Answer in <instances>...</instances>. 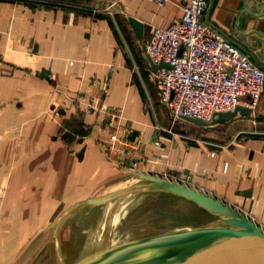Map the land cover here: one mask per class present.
<instances>
[{"label":"crops","instance_id":"1","mask_svg":"<svg viewBox=\"0 0 264 264\" xmlns=\"http://www.w3.org/2000/svg\"><path fill=\"white\" fill-rule=\"evenodd\" d=\"M186 1L0 0V264L32 255L60 217L90 204L82 197L116 189L134 171L219 197L264 229V118L218 121L233 128L212 143L188 141L169 127L172 117L163 125L143 112L140 89L159 101L149 29L177 19ZM208 5L204 17L241 51L264 54V0ZM129 15L143 22L142 37ZM103 107L118 109L126 141L111 150L104 123L115 118ZM127 145L137 170L120 161Z\"/></svg>","mask_w":264,"mask_h":264},{"label":"built area","instance_id":"2","mask_svg":"<svg viewBox=\"0 0 264 264\" xmlns=\"http://www.w3.org/2000/svg\"><path fill=\"white\" fill-rule=\"evenodd\" d=\"M149 1L164 6L171 0ZM208 1L187 0L177 19L166 26L152 25L146 38L144 46L150 60L168 63L150 70L159 101L169 110L172 122L184 116L210 121L218 111L232 110L237 104L253 110L264 91V71L259 64L204 17ZM94 105L86 102L88 109ZM103 110L115 118L104 123L110 128L105 149L111 150L126 141L117 132L118 109ZM127 146L120 161L129 170H137L138 160ZM249 214L245 213L247 217Z\"/></svg>","mask_w":264,"mask_h":264},{"label":"rangeland","instance_id":"3","mask_svg":"<svg viewBox=\"0 0 264 264\" xmlns=\"http://www.w3.org/2000/svg\"><path fill=\"white\" fill-rule=\"evenodd\" d=\"M138 92H141L146 106L143 112L150 119L163 125L172 124L169 110L156 100L154 91L143 87ZM261 96L249 115L251 118H264V93ZM169 127L180 132L188 141L196 139L212 143L224 141L228 136L227 130L233 128L230 122L204 125L185 118L175 119ZM132 180L131 176H125L118 184L120 186ZM144 182L139 179L134 183ZM211 218L213 215L193 201L170 193H139L103 204H82L56 221L57 232L52 233L50 229L41 235L40 244L34 248V256L21 258L19 264H95L100 258L98 254L104 255L101 252L103 247L109 248L122 242V250L135 246L140 241L136 240V236L141 230V235L147 232L161 239L164 234L197 226ZM109 256L113 257L106 254L102 258L107 261Z\"/></svg>","mask_w":264,"mask_h":264},{"label":"water","instance_id":"4","mask_svg":"<svg viewBox=\"0 0 264 264\" xmlns=\"http://www.w3.org/2000/svg\"><path fill=\"white\" fill-rule=\"evenodd\" d=\"M209 8L210 5L207 12ZM206 20L213 24L208 16ZM128 21L136 35L142 37L143 22L133 15L128 16ZM248 54L264 71V54L259 51L256 54L248 51ZM150 63L154 70L168 65L163 61L155 64L150 60ZM251 112V107L237 104L232 110L218 111L210 121L191 116L184 118L197 124L211 125L227 121L238 114L250 115ZM134 173L145 182L128 184L102 195L84 197L80 201L103 204L115 198L139 193H170L193 201L213 215V218L197 226L164 234L161 239L153 235L148 241H137L135 246L128 247L134 256L140 255L155 243L160 244L143 253L133 264H264V229L245 214L219 197L194 186L149 172Z\"/></svg>","mask_w":264,"mask_h":264},{"label":"bare ground","instance_id":"5","mask_svg":"<svg viewBox=\"0 0 264 264\" xmlns=\"http://www.w3.org/2000/svg\"><path fill=\"white\" fill-rule=\"evenodd\" d=\"M132 178H133V180L130 182V183H134V182H136V181H138L139 179H142L141 177H139L138 175H136V174H134V175H132L131 176ZM130 183H125V184H122V185H120V186H116V187H121V186H125V185H128V184H130ZM103 194V193H102ZM101 195V194H100ZM83 198V197H82ZM141 233H142V230H141V232H139L138 233V236H136L137 237V239L136 240H149L150 239V233H147V232H145L143 235H141ZM123 244V242L120 244V243H118V244H114V245H112L111 247H106V248H102L101 249V252L102 253H104V255L102 256V254L100 255V254H98V257H100L99 258V260H97L96 262H95V264H110V263H113V264H133V263H135L136 261H137V259L143 254V253H145L146 251H148V250H150V249H152V248H154V247H156V246H158L160 243H155L154 245H152V246H150L149 248H147L145 251H143V252H141V254L140 255H138V256H134L133 255V252H130L129 251V248H127V249H125V250H122L121 249V245ZM120 250H122V251H120ZM99 252H100V250H99ZM96 253H98V252H96ZM106 254H110V255H113V257L111 258V256H109L110 257V259H108L107 261H106V258L105 259H103L102 257H104ZM98 259V258H97ZM109 261H111V262H109Z\"/></svg>","mask_w":264,"mask_h":264}]
</instances>
